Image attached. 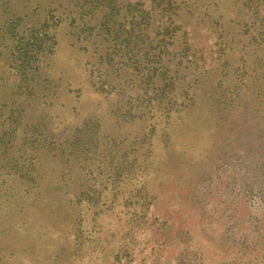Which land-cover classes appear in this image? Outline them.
<instances>
[{
	"label": "rangeland",
	"instance_id": "rangeland-1",
	"mask_svg": "<svg viewBox=\"0 0 264 264\" xmlns=\"http://www.w3.org/2000/svg\"><path fill=\"white\" fill-rule=\"evenodd\" d=\"M0 264H264V0H0Z\"/></svg>",
	"mask_w": 264,
	"mask_h": 264
}]
</instances>
